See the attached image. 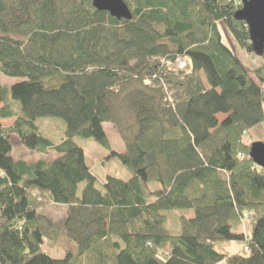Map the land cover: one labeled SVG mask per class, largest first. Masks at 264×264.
Segmentation results:
<instances>
[{
	"label": "trees",
	"instance_id": "trees-1",
	"mask_svg": "<svg viewBox=\"0 0 264 264\" xmlns=\"http://www.w3.org/2000/svg\"><path fill=\"white\" fill-rule=\"evenodd\" d=\"M124 2L132 20L92 0H0V76L20 80L0 78V118L15 119L0 123V264H264V168L248 141L264 129V63L248 69L223 35L256 55L241 1ZM45 117L65 122L60 142L40 132ZM14 135L41 158H15ZM79 138L131 177L100 180ZM48 204L66 216L40 214ZM60 238L77 255L42 250Z\"/></svg>",
	"mask_w": 264,
	"mask_h": 264
},
{
	"label": "rangeland",
	"instance_id": "rangeland-1",
	"mask_svg": "<svg viewBox=\"0 0 264 264\" xmlns=\"http://www.w3.org/2000/svg\"><path fill=\"white\" fill-rule=\"evenodd\" d=\"M223 35L225 38V43L232 48L235 55L243 62V64L248 69H255L264 63V58H262V56L257 55L259 56L257 57L256 55L247 53L245 50L240 48L235 41L229 39L227 37V32L224 30ZM190 65L191 63L187 59H180L177 62V66L175 68H177L176 70H180V68L184 70L188 69ZM167 67L170 68L169 63H167ZM172 69L174 70V68ZM0 78L3 85L8 87L20 81L17 78H8L5 76H0ZM14 120L15 119H9V121H5L4 127L12 126L15 122ZM37 124L40 128V132L42 133V135H44L46 138L50 139L53 142L58 143L65 136L66 125L65 122L60 118H41L38 120ZM104 128L113 150L119 153L124 152L125 144L122 138L117 133V131L113 128V126L107 123L104 125ZM249 138V143L264 141V129H260L259 127L256 128L255 130L251 131ZM12 141L14 144L13 156L15 158H25V160H28L30 162L37 161L41 158L39 154H36L33 151H30L26 147H24L16 135L13 136ZM77 142L85 150L86 161L88 166L91 167L92 171L100 180H105L107 176L116 177L122 180H128L131 177V173L121 163L119 158H109V152L100 147L94 140L79 138L77 139ZM50 156L51 159H54L56 157V154L51 152ZM39 213L48 216L55 222H58L66 216L67 207L62 205L48 204L44 205L39 211ZM191 214L193 215V212H190L189 216H191ZM169 215H171V217L168 219L166 225L167 230L172 234H181L182 227L180 222V215L177 212L169 213ZM235 244H239L240 246V243ZM226 247L228 250L232 251V247L228 248V245ZM42 250L54 259L65 258L66 253L68 251H71L74 255H77V246L68 241L67 238H60L56 242L46 240L42 245Z\"/></svg>",
	"mask_w": 264,
	"mask_h": 264
},
{
	"label": "water",
	"instance_id": "water-1",
	"mask_svg": "<svg viewBox=\"0 0 264 264\" xmlns=\"http://www.w3.org/2000/svg\"><path fill=\"white\" fill-rule=\"evenodd\" d=\"M241 9L236 19L246 22L256 55H264V0H240ZM94 8L109 12L118 20H132L133 15L124 0H92ZM250 158L264 168V141L254 142L250 147Z\"/></svg>",
	"mask_w": 264,
	"mask_h": 264
},
{
	"label": "crops",
	"instance_id": "crops-1",
	"mask_svg": "<svg viewBox=\"0 0 264 264\" xmlns=\"http://www.w3.org/2000/svg\"><path fill=\"white\" fill-rule=\"evenodd\" d=\"M3 107V105H1L0 106V109ZM5 121H9V119H1L0 118V123L4 126V122ZM12 121V120H11ZM15 121V120H14ZM244 231L246 232V233H248L249 231H250V227H249V224L247 223V222H245V224H244ZM230 247H232V251H230L229 250V252H231V253H237V252H239V251H241L242 250V248H243V244H240V246H239V244H235V243H232V244H228V248H230Z\"/></svg>",
	"mask_w": 264,
	"mask_h": 264
},
{
	"label": "built area",
	"instance_id": "built-area-1",
	"mask_svg": "<svg viewBox=\"0 0 264 264\" xmlns=\"http://www.w3.org/2000/svg\"><path fill=\"white\" fill-rule=\"evenodd\" d=\"M180 59H187V58H179L178 60H177V62L180 60ZM188 60V59H187ZM189 61V60H188ZM181 69V68H180ZM183 70V69H182ZM264 126V125H263ZM245 250H247V248H245Z\"/></svg>",
	"mask_w": 264,
	"mask_h": 264
},
{
	"label": "bare ground",
	"instance_id": "bare-ground-1",
	"mask_svg": "<svg viewBox=\"0 0 264 264\" xmlns=\"http://www.w3.org/2000/svg\"><path fill=\"white\" fill-rule=\"evenodd\" d=\"M165 84V83H164Z\"/></svg>",
	"mask_w": 264,
	"mask_h": 264
}]
</instances>
